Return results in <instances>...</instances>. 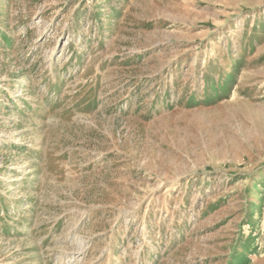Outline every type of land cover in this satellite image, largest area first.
Listing matches in <instances>:
<instances>
[{
    "label": "rangeland",
    "instance_id": "1",
    "mask_svg": "<svg viewBox=\"0 0 264 264\" xmlns=\"http://www.w3.org/2000/svg\"><path fill=\"white\" fill-rule=\"evenodd\" d=\"M0 264H264V0H0Z\"/></svg>",
    "mask_w": 264,
    "mask_h": 264
}]
</instances>
